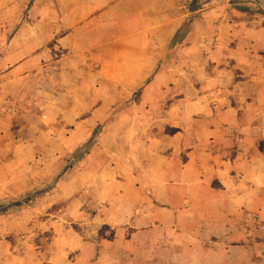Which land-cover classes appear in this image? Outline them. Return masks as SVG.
Wrapping results in <instances>:
<instances>
[{"label": "crops", "instance_id": "crops-1", "mask_svg": "<svg viewBox=\"0 0 264 264\" xmlns=\"http://www.w3.org/2000/svg\"><path fill=\"white\" fill-rule=\"evenodd\" d=\"M12 1L0 0L1 15L19 13ZM43 1L34 0L36 18L0 56L8 70L3 77L16 88L40 69L52 58L41 48L63 26L59 43L86 40L97 51L99 69L89 78L127 80L128 101L117 89L110 107L96 87L64 109L67 123L72 112L79 120L64 141L80 136L81 146L104 111L116 112L107 125L113 137L104 127L86 160L122 176L105 185L96 173L93 183L99 199L118 202L116 236L126 227L148 236L154 264H264V0ZM111 13L140 19L106 24ZM54 16H64V24ZM188 17L189 33L170 55ZM29 27L36 34L26 43ZM170 62L176 65L169 68ZM164 79L176 80V87L160 86ZM6 100L13 97L0 95V120L11 116ZM110 141L111 164L99 156Z\"/></svg>", "mask_w": 264, "mask_h": 264}, {"label": "rangeland", "instance_id": "rangeland-1", "mask_svg": "<svg viewBox=\"0 0 264 264\" xmlns=\"http://www.w3.org/2000/svg\"><path fill=\"white\" fill-rule=\"evenodd\" d=\"M155 1L163 4L162 0H154V4ZM33 2L12 1L19 13L0 14V56L10 53L20 27L36 18L31 12ZM54 17L64 24V16ZM104 19L106 24L119 20L134 24L140 15L111 13L104 15ZM191 22L192 17H188L184 23L188 31ZM66 33L62 26L48 37L40 51L52 58L45 57L41 68L31 69L16 88L12 87L11 78L3 77L8 71L7 64L0 62V95L13 97L4 103L11 116L0 120V264H154L150 255L152 240L148 236H136L129 227L123 237L116 236V228L111 223L121 217L118 202L114 198L99 199L100 192L93 184L98 174L105 185L117 184L122 176L113 173L110 166L106 170L101 163L86 162L104 127L108 128L107 138L113 137V128L107 125L116 112L104 111L98 125L89 129L88 140L82 146L80 136L75 135L71 143L64 141L79 121L73 112L69 116L72 125L64 119L67 117L64 109L70 101L77 102V97H84L90 88L98 87L104 91L106 105L111 107L114 90L125 93L121 98L126 101L129 90L127 80L118 85L112 79L89 78L99 69L96 49L89 47L86 40L76 46L59 43L58 39ZM35 34L31 28L25 30L26 43L32 42ZM25 49L28 54L34 53L32 47ZM176 49L175 44L171 45L170 55ZM175 65L168 64L169 68ZM176 82L164 79L160 86L174 88ZM184 82L187 88V80ZM50 106L53 107L50 109ZM23 138L32 141L24 144L18 141ZM85 144L89 156L78 158ZM112 146L110 141L99 154L110 164ZM51 149L56 153L50 156ZM65 149H69L65 151L67 154ZM31 195L35 196L34 201L28 203Z\"/></svg>", "mask_w": 264, "mask_h": 264}, {"label": "trees", "instance_id": "trees-1", "mask_svg": "<svg viewBox=\"0 0 264 264\" xmlns=\"http://www.w3.org/2000/svg\"><path fill=\"white\" fill-rule=\"evenodd\" d=\"M186 26H185V24L179 29V31L177 32V34H176V36L174 37V39H173V44H176V43H178V42H180V41H182L188 34L187 33H189V31H188V29H186L185 28ZM173 132H176L177 131V129H174V130H172ZM88 144V143H87ZM87 144H85L84 146H83V148L80 150V152L78 153V158H81V157H83V156H85L86 154H88L89 153V149H88V145ZM34 195H31V196H29L28 197V203L29 202H32V201H34Z\"/></svg>", "mask_w": 264, "mask_h": 264}]
</instances>
